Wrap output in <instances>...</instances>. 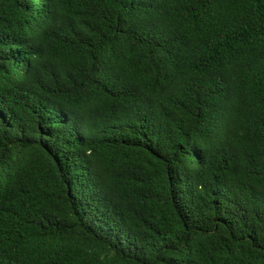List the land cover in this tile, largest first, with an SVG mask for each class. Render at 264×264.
<instances>
[{"label": "trees", "instance_id": "obj_1", "mask_svg": "<svg viewBox=\"0 0 264 264\" xmlns=\"http://www.w3.org/2000/svg\"><path fill=\"white\" fill-rule=\"evenodd\" d=\"M0 264H264V0H0Z\"/></svg>", "mask_w": 264, "mask_h": 264}]
</instances>
